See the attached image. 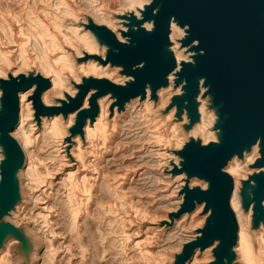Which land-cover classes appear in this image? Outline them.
Returning a JSON list of instances; mask_svg holds the SVG:
<instances>
[{
    "label": "water",
    "instance_id": "water-1",
    "mask_svg": "<svg viewBox=\"0 0 264 264\" xmlns=\"http://www.w3.org/2000/svg\"><path fill=\"white\" fill-rule=\"evenodd\" d=\"M139 11V15L135 10L114 13L125 26L120 29L123 41L106 24L95 23L89 15L88 22L83 23L106 51L104 56L85 52L77 60L94 58L119 65L120 72L130 77L125 83L83 75L81 83L74 82L78 88L75 96L66 93L65 99L55 98L60 105L47 106L42 94L51 85L50 78L34 70H29L28 75L0 77V249L12 238L18 239L22 256L18 264L31 263L34 245L22 226L7 219L22 200L19 172L26 159L12 131L20 120L18 93L33 85L31 96L39 122L42 115L59 113L66 119L83 105L86 93L95 89L89 107L79 110L75 122L68 127L70 140L76 134L84 137L83 127L88 118L94 121L99 114L98 100L105 93L115 99L111 110L116 107L121 111L132 98L144 99L147 89L158 100V89L170 85L173 73V85L180 86L181 91L172 96L163 112L175 106L178 120L187 114L188 121L182 128L188 139L182 148L174 150L179 164L174 163L172 169L173 175L185 174L186 184L179 190L183 201L169 213L171 221L166 223L172 224L201 203H205L203 213H209L203 226L196 229L198 235L185 241L176 253L175 264H188L197 248L203 251L215 243L212 264H238L234 246L239 223L231 205L235 180L225 167L235 155L243 158L255 144L259 145L260 155L251 166L260 170L241 180L239 197L244 212L252 209L251 228L258 229L264 223V0H151ZM173 22L184 30L179 41L188 60L176 57L171 39ZM200 96L207 98V108L215 113L212 127L216 139L206 144L201 137L189 134L201 118ZM193 176L206 181L207 187L191 186Z\"/></svg>",
    "mask_w": 264,
    "mask_h": 264
},
{
    "label": "bare ground",
    "instance_id": "bare-ground-1",
    "mask_svg": "<svg viewBox=\"0 0 264 264\" xmlns=\"http://www.w3.org/2000/svg\"><path fill=\"white\" fill-rule=\"evenodd\" d=\"M111 1L116 2L117 0H47L41 1L43 6H38V2L34 0L33 7L37 11L20 4L21 10L24 9L26 13L27 27L17 24L19 26L16 28L8 25V22L0 17V32L4 39L0 35V77L7 79L9 74L17 76L20 73L28 75L29 70H34L43 77L50 78L51 85L42 94L43 101L47 106L60 105L61 103L55 98L65 99L67 98L66 93L75 96L78 88L72 85V78L76 83H81V76L92 75L97 78L107 77L115 83H125L130 77L120 72L121 66L119 65L112 66L110 63H104L94 58H88L81 62L77 60L85 52L104 56L106 51L105 46H101L92 31L83 24L88 22L87 15L91 16L97 24H106L123 41L124 37L120 29L125 26L120 23L119 18L114 16V12L135 10L139 15V7H143L146 3V0H122L124 8L121 10L110 8ZM15 19L17 23L21 21L20 17ZM146 25L151 27V23ZM181 33H184V30L173 22L171 39L174 40L173 49L179 61L189 59L185 49L180 46ZM18 37H20V41ZM170 75V85L161 87L157 91L158 100L153 99L150 90L147 89V96L144 99H141L140 96L132 98L126 103L125 109L121 111H118L116 107L111 110L115 99L111 93H105L98 100L99 114L94 121L88 118L83 127L84 137L81 134H76L70 140L66 139L69 134L68 127L74 123L79 110L89 107V99L95 89L86 93L83 105L79 109L71 111L66 119L59 113L54 116L42 115L40 122L35 117L31 96L35 86L33 85L25 91H19L20 120L14 127L12 135L19 141L26 159L19 172L22 200L12 213L16 219L15 223L20 222L18 218L26 219L30 223L29 226L27 225L28 232L40 241L48 242L46 233L48 229H45L48 220H46L45 210H49L51 207L46 205L38 209L37 206V203L47 202L45 194L50 200L58 198L60 203L63 202L64 208L68 212V218L66 217L68 229L76 243L81 246L85 241L81 227L86 229L91 242H93L95 237L92 225L96 221L103 223L105 215L110 212L113 213L112 216L116 222L120 219L121 214L116 210L115 204L102 203L98 200L95 202L93 191L94 185L100 179L99 161L108 147L127 130L134 142L132 148L136 149V155H140L146 164V167L141 169L136 177L143 175L148 180L147 185L151 188L149 190L151 198L148 199L155 202L158 200L160 207L169 206L164 217L154 220L145 219L147 224L142 232L144 237L140 235L141 229L136 227L126 235L128 239L130 238L132 246L138 251L140 258L145 259L142 263L156 264L153 261L158 258L157 255L163 250L162 246L166 241L168 243L165 246L172 247L179 244L177 248H180L182 241L180 240L179 243L178 241L183 238L185 231L188 233L183 238L184 240L194 239L199 233L196 229L206 221L209 214L203 213L205 203L197 205L191 213H183L175 218L172 224H166V221H170L168 212L178 208L183 201V194L172 196L186 184L184 180L186 176L184 173L173 175L172 169L174 163L179 164L178 156L174 150L182 148L188 137L182 128L183 123L188 121L186 112L181 120L176 118L175 106H172L168 112H163L172 96L181 91L180 86L174 87L173 85V73ZM1 93L0 88V95ZM199 99L201 118L189 134L201 137L202 142L206 144L209 140L216 139L212 127L215 113L213 109L207 108V98L200 96ZM133 133L137 136H132ZM55 136L58 138L56 141L65 159L57 160L51 166L50 171L47 170L43 161L40 162V166H35L33 157H37L39 147L47 150V158L50 156L57 158L60 155V150L53 140ZM69 141L71 150L68 154L64 147L68 145ZM141 145L146 150H142ZM259 155V145L255 144L243 158L235 155L225 167V171H228L235 180L231 205L239 223L238 241L234 246L238 264H264V223L258 229L251 228L252 209L244 212L241 206V197H239L241 180L245 179L248 173L260 170L251 166ZM2 157L0 152V160ZM170 159L173 160L170 162ZM165 165H168V168L165 169ZM41 172L44 176H41ZM127 173L123 172L121 177L126 178ZM133 178L135 175L132 173L129 180ZM55 180L57 181L55 182ZM118 180L120 182L121 178ZM190 181L191 186L199 184L206 188L208 185L206 181L195 176ZM42 186L45 188L42 189ZM120 186L121 183L118 185L111 183L109 188L108 185L106 186V191L109 193L108 191L112 189L113 193H109V195H116L114 197L116 200L122 193L118 189ZM155 198L157 199L155 200ZM129 208H133L135 216L139 217L138 211L134 207L129 206ZM123 210L127 211L128 208L124 207ZM59 212L63 215L61 210ZM128 215L125 217L128 218ZM140 216L144 217L142 214ZM128 219L132 223V219L130 217ZM159 219H164V223L154 226L153 224H157ZM110 222L111 220H109ZM102 223L98 228V233L102 232ZM111 232H113L112 229ZM102 237L108 251L112 241L107 234ZM18 241V239L12 238L5 248L0 249V264H10L11 245ZM161 242L163 244H160ZM215 244L203 251L197 248L188 264H212V248ZM51 248L52 245L49 249L51 250ZM32 256L30 264H37L42 259L38 247H34ZM166 258L161 260L163 264H166Z\"/></svg>",
    "mask_w": 264,
    "mask_h": 264
},
{
    "label": "rangeland",
    "instance_id": "rangeland-1",
    "mask_svg": "<svg viewBox=\"0 0 264 264\" xmlns=\"http://www.w3.org/2000/svg\"><path fill=\"white\" fill-rule=\"evenodd\" d=\"M33 1L34 0H0V17L3 18V20H5L6 22H8V25L14 26L16 28L19 26L17 24L27 27L28 24L26 21V13L24 9L23 11L21 10L20 4H22L23 7H28L31 8L33 11H37V9L33 7L34 6ZM36 1L38 2L37 3L38 6H43L44 4H42L41 1H47V0H36ZM109 5L110 8L112 9L117 8L122 10L124 8L122 5V0H117L116 2L111 1ZM17 16L21 18V21L19 23H17V20L15 19V18L19 19V17ZM0 35L1 38L3 39L2 32H0ZM19 39L20 37H18V40ZM74 82L75 81L72 78L73 86H74ZM125 131L126 132L121 134L120 138L116 140L117 142L115 141L111 146L108 147L106 152L103 154L101 160L99 161L100 173L102 175L100 174V179L97 181V184L94 185L95 188L93 191L94 201L98 200L102 203L108 202L109 204L112 203L115 204L116 210L118 211V213L121 214L119 217L120 219L117 220L116 222V220L113 219L112 216L113 213L110 212L105 215L106 218H104L103 223L102 221H96L92 225V232L95 237L93 242H91L90 237L86 232V229H83L84 227H81V229L83 230L82 234L83 237H85V241L80 246L72 238L71 232L68 229V224H67L68 212H66L63 202L60 203L61 201L59 202L58 198L54 200H50L44 194L45 200L47 202L37 203V206L39 207L38 209H40L41 206H46V205H49L51 207L49 208V210H45L47 215L46 220H48L46 224L47 228H45L48 229L46 231L48 242L40 241L38 238H35L33 234L28 232V226L30 225V223H28L26 219L18 218V221L20 222L17 223L18 225L22 226L24 230L28 233L29 237L33 241L34 247L36 246L40 250L42 259L39 260L37 264H69V263L70 264H143L142 262L145 261V259L143 260L142 258H140V256L138 255L139 253H137L138 251L135 249L134 246H132L130 238L128 239L126 235L130 233L132 228L136 227L139 230L141 229L140 235L144 237L142 232L147 224V221L145 219L154 220L160 217H164L165 211L166 212L168 211L167 208L169 206L166 208L160 207L158 205L159 204L158 200H156L157 198H155L156 202L154 200L152 201V199L151 200L148 199L151 198L149 196V190L151 188L149 185H147L148 180L145 179V176L143 175L142 176L139 175V177H136V174H138L141 169L145 168L146 164L140 158V155L138 156L136 155V149L134 150L132 148L134 144V142H132L133 139L131 138L130 133L127 130ZM69 135L70 132L67 136ZM132 136H137V135L134 134ZM187 139H185V142L187 141ZM53 140H55L54 143L57 144L56 146L59 149L60 146L56 141L58 140V138L55 136ZM69 143L70 141L68 142V145L64 147L66 150L65 152L68 154L71 150V145ZM142 146L143 145H141V147ZM59 150H60L59 152L60 155L57 158L56 156L55 157L50 156L49 158H47V154H48L47 150L42 147H39L38 148L39 153H37V157L36 158L33 157L34 165L40 166V162L43 161L45 167H47V170L50 171L52 168L51 166L57 160L65 159L61 149ZM142 150H146V148L142 147ZM171 160L173 159H170V162ZM164 168L165 169L168 168V165H165ZM125 171L126 173L128 172L126 178L121 177V174ZM132 173L135 175V178L129 180V176ZM41 176H44L42 172H41ZM105 178L106 181L104 182ZM118 178H121L120 182ZM56 181L57 180H55V182ZM111 183L116 185L121 183V186L118 189H120L122 193L116 200L114 198L116 195H111V196L109 195V193H113L112 189H110L112 192L108 191L109 193H107L106 191V186L108 185L109 188V184ZM44 188L45 187L42 186V189ZM176 195H179V191L177 192V194H175L172 197H175ZM129 206L134 207L138 211L139 217L135 216L133 212L134 209L129 208ZM124 207H127L128 210L127 211L123 210ZM59 210H61L63 215L60 214ZM170 212H168V215ZM127 214H129L128 218L130 217L132 219V223L128 218L125 217L127 216ZM141 214L144 215V217H141L140 216ZM7 219L14 223H15L14 220H16L13 216L7 217ZM109 220H111L110 223ZM101 223L103 224L102 232L98 233V228ZM161 223H164V219H159L158 223L153 225L157 226L158 224ZM204 223L205 222H203L199 227L203 226ZM111 229L113 230V232H111ZM187 233L188 232L186 231L183 233L184 234L183 238L186 237L185 235H187ZM105 234H107L109 236V239H111L112 241L110 245V249L108 251L105 248L106 244H104V239L102 237V235L105 236ZM183 238L182 239L180 238L178 241V243L180 242V240L182 241L180 248H177L179 244L176 246L168 247L165 246L168 243V241L164 242V244L163 242H161L160 244H163L162 247L164 248L159 253V255L155 254L158 256V258L153 262H156V264H163L161 260L167 257L165 259L166 264H175L176 253L181 250L183 243L187 241L184 240ZM50 245H52L51 250L49 249ZM69 254L71 255V258ZM171 255L172 257H170ZM10 257H11L10 264H18L22 260V256H20V253L18 251L17 242L11 245Z\"/></svg>",
    "mask_w": 264,
    "mask_h": 264
},
{
    "label": "clouds",
    "instance_id": "clouds-1",
    "mask_svg": "<svg viewBox=\"0 0 264 264\" xmlns=\"http://www.w3.org/2000/svg\"><path fill=\"white\" fill-rule=\"evenodd\" d=\"M146 2H149L150 3L151 0H146ZM181 35L183 36L184 33H181ZM193 55H195V53ZM200 55H203V50L200 51ZM191 62L193 63V65L195 64V61H191Z\"/></svg>",
    "mask_w": 264,
    "mask_h": 264
}]
</instances>
